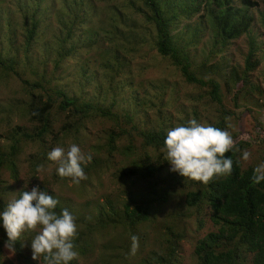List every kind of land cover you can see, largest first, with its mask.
<instances>
[{
	"label": "trees",
	"instance_id": "1",
	"mask_svg": "<svg viewBox=\"0 0 264 264\" xmlns=\"http://www.w3.org/2000/svg\"><path fill=\"white\" fill-rule=\"evenodd\" d=\"M48 1H35L36 7L34 14L31 15L32 23L24 29V59L27 61L30 58L29 50L33 48L36 41L39 25H43L51 14L49 8L43 9ZM60 1L69 10H60L58 15L60 28L57 32H52L56 46L53 51L55 67L53 73L50 74L51 80L52 78L58 79L56 78L59 76L58 71H61L60 75H62V66L69 59L74 61V55H77L78 61H83L78 54L80 46L74 41L72 26L83 25L91 18V28L97 37L98 31L103 32L104 35L107 32L105 29H97L100 23L111 24L113 31L110 34L115 43L119 34L122 33L120 25L125 24L124 20L116 25L104 15V12L100 13L101 2L99 0H51V7L53 8V4ZM102 1L105 4V1ZM123 7L143 14V21L151 25L149 33L153 37L157 53L171 62L174 70L179 72L187 84L209 87L210 96L220 107L219 85L212 80H201L192 69L189 56L178 44L180 33L176 25L203 12L199 16L200 19L204 18L205 25L201 31L211 32L215 49L211 50L210 56L200 65V71L206 72L205 65L216 57L218 52H221L220 46H225L233 40L237 41L244 35L249 38L250 48L243 72L239 75V79L236 78L237 82H247L251 76L250 73L255 71L260 61L264 59V50L257 48L256 40L251 35L255 20L250 14V11L258 10L259 21L257 22L264 31V0H126ZM41 10V15L36 18L39 14L37 12ZM26 18L27 16H24V19ZM69 19L71 24L68 25ZM119 19H122V16ZM201 21L196 19L197 24ZM97 22L99 23L96 25ZM134 22L128 26L133 27ZM198 31L194 30L195 40H199L197 37L200 32ZM94 42L96 39H92V43ZM135 42L138 43L137 37ZM260 52L262 55L259 56ZM106 53H111L109 47ZM96 55L99 57L94 58ZM96 55L93 57L86 49L84 56L86 65L81 71L79 70L78 78L84 76L86 82L90 79L89 73H91L119 82L116 76L123 75L124 70L116 63V61L119 62L117 55L111 54L109 57L114 60L112 65L116 63L115 72L100 52ZM16 60L17 57L14 60L0 59V72L7 76L16 74L15 65L18 63ZM50 61L51 59H46V56L41 57L42 77L46 75L45 68ZM42 77L39 76V80L33 83L24 81L23 93L32 95V93L37 94L36 90H46ZM58 80L63 81V76ZM250 82L251 79L249 84ZM259 92L262 94L264 91L259 90ZM47 95L49 97L45 103L42 104L40 99L35 98L30 105L32 123L37 126L32 128L34 132L21 133L22 129L17 127L16 134L11 133L12 136H9L11 144L7 149L0 147V264H2L3 250H9L22 258L25 263L28 262L25 247L27 252L35 249L42 264H77L80 258L94 250L96 244L94 235L97 231L119 229L118 227H123L122 224H126L133 230L148 221L153 222L157 212L176 196L183 199L185 208L192 211V215L201 214L207 209L210 214L209 220L215 227V231L207 233L195 243V264H264V173L260 172L256 166L243 168L241 157L244 156V149L250 146V141L240 135L241 133H233L227 137L224 134L227 129L224 120L210 126L201 136L196 132V128L191 127L187 128L188 135L185 137L172 136L163 131H139L133 123V117L127 112L117 114L111 110V106L80 103L77 99L68 97L63 85L51 89ZM54 102L58 103L57 108L60 111H69L73 116L75 125L70 130L63 125L60 132H53L50 110ZM95 119H101L102 124L106 122L115 124V129L99 133L90 145L92 154L101 155L103 153L107 156L105 159L93 158L92 161L86 163L85 158L81 157L71 159L68 157L65 161H58L56 157H52L55 152L65 147L64 141L67 137L71 135L79 137L77 135L86 134L87 132L82 133L81 129L86 127L84 124L87 121L91 123L95 122ZM85 127L84 131L87 130ZM47 136L50 137L48 144H46ZM123 140L129 143L125 148L120 146ZM135 140L139 142L144 151L143 154L139 153L140 149L134 145ZM31 145L36 147H32L33 153L27 152ZM127 151L138 154V158L132 161L129 171L122 169L120 173L123 187L128 191L126 194L128 198L122 204L121 214L112 202L107 201L104 203L106 207L102 206L98 210V214L92 220L93 223L88 220L76 222L79 224L77 230L71 231L68 236L39 235V230L45 225L51 224L59 227L67 219H71L68 205L43 186L46 183L40 184L39 187L36 184L37 174L46 167L45 165L54 164L56 172H53L52 176L61 175L57 178L64 184L67 182L73 185L82 182L84 184L85 180H89L92 176L108 172L110 162L115 159L113 158L115 155L127 158ZM164 153L174 155L177 164L187 171L185 174L189 177L180 175V171L176 172L177 169L176 171L171 170L169 161L164 159ZM62 155L65 154L61 153ZM24 157L28 164L25 177L31 181L26 183V188L14 194L15 184L20 182V171L25 168ZM152 158L155 159L156 164L150 162ZM98 160L100 161L96 163ZM194 162L202 164L199 175H195L196 172L189 168ZM163 173L165 175L160 177ZM155 176L160 177L158 179H161L163 183V186H159V194L144 197L140 192L133 193L129 190L130 185L128 184H134L131 177H134L135 182L148 183L147 179ZM6 177L13 183L5 185ZM126 182L130 183L126 184ZM33 188H39V193L34 195L31 191ZM150 190L155 193V186L151 185ZM10 196L11 201L8 199ZM87 201L85 207L89 205L90 201ZM174 219L180 223L178 218L174 217ZM176 228L168 225L166 229L164 250L167 254L152 253L151 255L155 257L144 264H176L174 260L177 258V242L183 234L176 232Z\"/></svg>",
	"mask_w": 264,
	"mask_h": 264
},
{
	"label": "rangeland",
	"instance_id": "2",
	"mask_svg": "<svg viewBox=\"0 0 264 264\" xmlns=\"http://www.w3.org/2000/svg\"><path fill=\"white\" fill-rule=\"evenodd\" d=\"M35 1L0 0V59L14 60L17 57L16 61L18 62L15 65L16 74L7 76L0 72L2 75L0 76L1 148L7 149L11 144L9 136H12L11 133H15L17 127L22 129L21 133L34 132L32 128L37 126L32 123L31 103L35 98L40 99L42 104L45 103L49 97L47 93H50L51 89L63 85L68 97L77 99L80 103L88 102L95 106H111V110L117 114L127 112L129 116L133 117V123L139 131H163L172 136L185 137L188 135L187 128L191 127L196 128V132L201 136L210 126L224 120L227 125L224 134L227 137L239 132L247 141H250V146L244 149V156L241 157L243 168L256 166L260 172L264 173V92L262 94L259 92V90L264 91V59L260 61L256 70L250 73L251 76L247 82L239 83L236 79H239V75L243 72L245 59L250 48L247 36L244 35L237 41L233 40L225 46H220L221 52H218L217 56L205 65L204 68L207 70L204 72L200 71V65L204 63V60L210 56L211 50L215 48H213L211 32L201 31L205 25L203 23L204 18L200 19L199 16L203 12L176 25V29L180 33L178 44L189 56L192 69L201 80H212L219 85L220 107L210 96L209 87L187 84L179 72L174 70L171 62L157 53L153 44V37L149 33L151 25L143 21L142 13H137L130 8L124 9L123 5L126 0L118 2L117 0H104L105 4L99 0L101 2L100 13L104 12V15L110 18L112 23L118 25L125 20L124 26L120 25L122 33L119 34L114 43L110 34L113 31L111 24L100 23L97 29H105L107 32L104 35L103 32L98 31L97 37L91 28V18L83 25L76 26L75 24L72 26L74 41L80 46L78 54L83 58V61H78L77 55H74V61L72 59L67 60L66 64L62 66V75H60L61 71H58L59 76H56L58 79L63 76V81L60 82L58 79H50V74L53 73L55 67L53 51L56 46L52 32H57L60 28L58 17L60 10L68 11L69 8L65 7L61 1L53 4L52 8L51 0L43 6V9L49 8L51 14L46 18L43 25H39L35 37L36 41L33 48L29 50L30 58L27 61L24 59L23 42L25 36L23 33L24 29L32 23L31 15L34 14L36 7ZM37 13L39 14L36 15V18L41 15L42 10ZM250 14L255 20L251 35L256 40L257 48L264 50V31L257 22L259 21L258 10H252ZM24 16L27 18L24 19ZM121 16L122 19H119ZM196 19L202 21L197 24ZM133 21H135L134 26L129 27L128 25ZM69 24H71L70 19L68 20ZM196 29L200 32L197 37L199 40L194 39V30ZM136 37L138 43L135 42ZM92 39H96V42L92 43ZM191 41L193 42L190 43ZM108 47L111 51L109 54L106 53ZM86 49L93 57L100 52L114 72L116 63L121 65L124 74L116 76L119 82L112 81L100 74V76H96V74L91 73H89L90 79H87L86 82L84 76L78 78L79 70L81 71L86 65L84 64ZM111 54H116L119 62L116 61L112 65L114 60L109 58ZM258 55H262V52ZM42 56L51 59L45 68L46 75L44 77H42L43 66L40 63ZM98 57L99 55H96L94 58ZM111 75L113 76V74ZM39 76L44 79L46 90H36L37 94L32 93V95L23 93L24 81L33 83L39 80ZM250 79L251 84H249ZM131 82H133V86H131ZM52 95L53 93L50 94V97ZM57 105L58 103L54 102L50 110L53 132H60L63 125L70 130L75 125L73 116L69 111H60ZM95 120V122L88 123L87 121L84 124L86 131H84V127L81 129L82 133L87 132L88 136L80 134L77 135L79 137L74 135L67 137L64 141L65 147L55 152L52 157H56L58 161H65L68 157L70 159L81 157L85 158L86 163L92 161L93 158L96 160L105 159L107 156L103 153L101 155L92 154L90 145L99 133L115 129V124L106 122L103 125L101 119ZM49 142L50 137L47 138L46 144ZM128 145L126 140L120 142V146L123 148ZM134 145L140 149L139 153H144L137 140H135ZM32 147L36 148L31 145L27 152L33 153ZM61 153L65 155L61 156ZM127 153V158L115 155L113 157L115 159L110 162L108 172L92 176L89 180H85L84 184L83 182L76 185L71 182L64 184L57 178L61 175L52 176V173L56 172L55 165L51 163L45 165L46 167L37 174L36 184L39 187L40 184L46 183L43 186L68 205L71 211V219H67L63 225L59 226L60 228L51 224L45 225L39 230V235L55 237L62 234L68 236L71 231L77 230L79 224L76 222L88 220L93 223L92 220L98 214V210L107 201L108 203L112 202L114 207L119 210L118 213L121 214L123 211L122 204L128 198L126 195L128 191L123 187L120 173L122 169L129 171L132 161L138 158V154L128 151ZM164 159L169 161L171 170L176 171L175 169H177L176 172L180 171V175L189 177L185 174L187 171L177 164L174 155L164 153ZM23 160L25 168L20 171V182L15 184L14 194L26 188V183L31 181L25 177L28 164L25 157ZM120 161L122 163H119ZM150 162L152 164L157 163L154 158ZM201 165L200 162H194L189 168L196 172L195 175H199L200 170H202ZM169 168L168 170H170ZM164 175L165 173L161 174L160 177ZM96 176L98 178H95ZM160 177L155 176L147 179L148 183L135 182L134 177H131L130 179L134 184H128L130 182H126V184L130 185L129 190L133 193L140 192L144 197L154 196L159 194V186H163L161 179H158ZM5 180V185L13 183L8 177ZM151 185L155 186V193L151 192ZM31 191L35 195L39 193L40 189L33 188ZM11 198L10 196L8 199L11 201ZM87 200L90 202L85 207ZM191 213L192 211L190 212L185 208L183 199L176 196L167 202L162 210L157 212L153 222L148 221L133 230L126 224H122L123 227L120 226L119 229L97 231L94 235V241H96L94 250L80 258L77 264H144L155 257V255H151L152 253L166 255L167 251L164 249L168 225L175 228L178 225L176 232L183 233L177 242V258L174 260L176 264H195V243L207 233L215 231V227L209 220L210 214L207 209L201 214L194 213L192 215ZM174 217L178 218L180 223L176 222ZM25 249L28 262L25 263L22 258L17 257L9 250H3L1 254L2 264H42L35 249L29 252H27L26 247ZM22 257L24 258V256Z\"/></svg>",
	"mask_w": 264,
	"mask_h": 264
}]
</instances>
